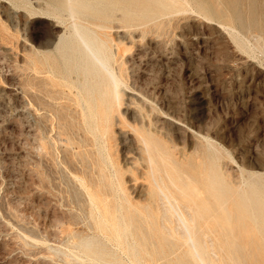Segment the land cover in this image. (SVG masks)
Instances as JSON below:
<instances>
[{
  "label": "rangeland",
  "instance_id": "obj_1",
  "mask_svg": "<svg viewBox=\"0 0 264 264\" xmlns=\"http://www.w3.org/2000/svg\"><path fill=\"white\" fill-rule=\"evenodd\" d=\"M107 1L116 6L117 15L110 30L119 56L114 68L119 71L120 65L128 79L121 113L127 111L124 115L130 122L139 120V106H143L162 138L172 140L189 159L202 153V143L213 144L208 154L214 161L221 160L215 167L235 188L252 174H264V57L256 50L257 37L264 38V0H184L183 9L130 30L117 22L127 0ZM143 1L147 0L130 4L135 8ZM151 1L141 8L158 13L159 4L150 7L159 0ZM43 2L0 0V264L87 261L73 249L67 233L71 226L75 232L104 241L94 232V223L72 225L71 214L82 215L77 208L81 196L70 165L72 152L64 140L68 134L77 136L59 119L66 102L50 101L43 91L45 84H37L29 66L33 50L44 51L38 45L44 46L60 31L53 28L55 21L37 18V5ZM198 3L209 12L198 11ZM219 8L227 10L223 13ZM229 22L245 39L244 46L229 35ZM116 130L115 147L122 163L132 141ZM88 225H94L92 230ZM121 255L122 264H129L128 257Z\"/></svg>",
  "mask_w": 264,
  "mask_h": 264
},
{
  "label": "bare ground",
  "instance_id": "obj_2",
  "mask_svg": "<svg viewBox=\"0 0 264 264\" xmlns=\"http://www.w3.org/2000/svg\"><path fill=\"white\" fill-rule=\"evenodd\" d=\"M106 1L39 3L37 18L55 21L53 28L64 33L56 32L44 46L38 45L45 50H33L28 64L37 84H45V96L66 102L61 103L64 113L59 119L77 136L68 134L64 140L72 152L70 165L81 196L77 208L82 215L71 214L72 225L90 221L104 239L75 232L71 226L67 233L73 249L85 255L88 264H122L119 254L126 255L129 264H264V252H260L264 251V174H252L242 187L235 188L215 167L221 160L209 156L213 144L202 143V153L189 159L172 140L162 138L143 106H139V120L130 122L124 115L127 111L121 113L127 73L120 65L119 71L114 68L119 56H115L110 30L116 26V6ZM128 1L121 2L126 8L122 6V18L117 19L127 30L155 23L163 13L183 9L184 3L159 0L150 7L159 4L162 11L156 13L141 8L149 0L141 5L139 0L135 8L130 4L133 0ZM198 4V11H208ZM227 31L234 43L245 45L233 25ZM256 50L264 57L263 37H257ZM116 129L132 141L122 163L115 147Z\"/></svg>",
  "mask_w": 264,
  "mask_h": 264
}]
</instances>
